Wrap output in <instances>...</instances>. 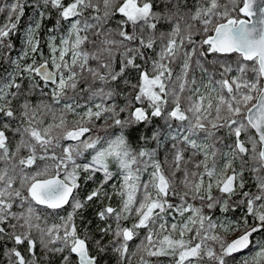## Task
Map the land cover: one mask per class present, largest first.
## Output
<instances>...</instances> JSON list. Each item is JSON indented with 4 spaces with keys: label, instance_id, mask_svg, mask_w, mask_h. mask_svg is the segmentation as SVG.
Listing matches in <instances>:
<instances>
[{
    "label": "snow or ice",
    "instance_id": "1",
    "mask_svg": "<svg viewBox=\"0 0 264 264\" xmlns=\"http://www.w3.org/2000/svg\"><path fill=\"white\" fill-rule=\"evenodd\" d=\"M0 12V264H264V0Z\"/></svg>",
    "mask_w": 264,
    "mask_h": 264
},
{
    "label": "rangeland",
    "instance_id": "2",
    "mask_svg": "<svg viewBox=\"0 0 264 264\" xmlns=\"http://www.w3.org/2000/svg\"><path fill=\"white\" fill-rule=\"evenodd\" d=\"M10 2H11V0H3L2 2H0V7L4 6L5 4H8V3H10ZM54 14H55V13H53V17H54ZM32 15H34V13H33V11H32V8H31V7L26 8V15L22 18V22H21V28H22V29L26 26V23H27V21H28V18H29L30 16H32ZM5 18H6V12H0V23H3L4 20H5ZM13 39H14L15 42H16L17 50H19V47H20V43H21V41L19 40L18 37H13ZM230 58H231V59H235V55H233V56L230 57ZM144 178H146V177H144ZM82 195H83V192H82ZM69 210H70V206H68L67 209H66L65 211L61 212L60 214H61V215H64V214H66V212L69 211ZM237 259H239V257H237ZM160 264H169V261H168L167 258H161V259H160Z\"/></svg>",
    "mask_w": 264,
    "mask_h": 264
},
{
    "label": "trees",
    "instance_id": "3",
    "mask_svg": "<svg viewBox=\"0 0 264 264\" xmlns=\"http://www.w3.org/2000/svg\"><path fill=\"white\" fill-rule=\"evenodd\" d=\"M2 1H3V0H0V2H2ZM54 16H55V14H54ZM231 57H232V56H231ZM155 123H160V121H159V120H156ZM141 128H143V126H141ZM135 135H136V134H134V136H135ZM89 187H91V185H89ZM83 194H85V193L83 192ZM81 195H82V193H81ZM112 203H113V206L116 205V201H115V200H113ZM67 207H68V206H65L64 211L67 209ZM87 215H88L89 218L92 217V215H93V211H92V209L89 210V212H88ZM129 223H130V222H129ZM137 243H139L138 240L135 241V242L133 243V248L135 247V244H137Z\"/></svg>",
    "mask_w": 264,
    "mask_h": 264
},
{
    "label": "water",
    "instance_id": "4",
    "mask_svg": "<svg viewBox=\"0 0 264 264\" xmlns=\"http://www.w3.org/2000/svg\"><path fill=\"white\" fill-rule=\"evenodd\" d=\"M252 19H253V21H255L256 17H253Z\"/></svg>",
    "mask_w": 264,
    "mask_h": 264
}]
</instances>
